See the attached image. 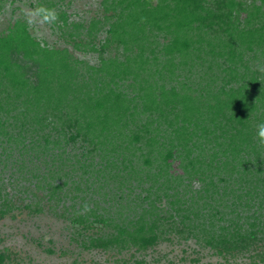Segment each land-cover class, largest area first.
<instances>
[{"label":"trees","instance_id":"obj_1","mask_svg":"<svg viewBox=\"0 0 264 264\" xmlns=\"http://www.w3.org/2000/svg\"><path fill=\"white\" fill-rule=\"evenodd\" d=\"M153 1L104 0L106 10H118V13L108 29L110 37L100 49L91 39H79V31L71 32L77 49L99 50L98 62L88 67L87 75L79 71V61L72 59L67 48L42 45L24 22L16 20L13 27L10 25L7 32L0 34V87L10 106L6 112L12 115L17 110L13 125L21 129L18 134H8V119L0 115V136L19 140L23 132L30 130L34 133L30 140L38 143V137L44 136L40 135L42 129L52 124L53 129L59 130L58 136L69 141L80 137L88 142L90 154L102 149L116 152L117 141L124 137L126 148L135 145L136 149V143L144 139V151L139 158L145 167L157 166L155 177L168 174L163 183L166 187L172 176L178 177L175 172L180 164H184L190 178L201 180H206L211 171L221 174L227 170L230 175L240 169L249 171L259 156H262L261 162L257 160L256 164L261 168L264 145L258 143L255 133L256 125L264 122V73L250 70L246 57L251 54L246 50L256 53L260 47L258 50L264 59V22L261 23L264 0L260 5L253 1L251 9L240 0H157L155 4ZM44 7L54 9L55 0H45ZM56 12L61 17V22L55 23L59 27L84 26L82 22L70 21L66 12ZM241 13L244 25L239 22ZM96 25V20L89 23L87 35L93 34ZM155 29L164 30L168 38L163 43V62L154 49H150L152 58L146 54L147 42ZM108 41L123 44L122 59L104 57ZM134 47L139 51H134ZM17 54L37 65L33 80L25 75V65L19 62ZM214 65L219 67L220 74L211 72ZM185 66L194 75L204 69L198 78L201 88L193 87L188 79L172 83L179 79L175 76ZM217 75H220V85H217ZM128 76L133 77L131 85L138 90L133 96L117 90L118 80ZM203 79L205 85H202ZM166 81H172L171 85ZM137 117L145 119L141 128L134 129ZM44 139L50 143L48 134ZM59 141L57 137L54 142ZM106 144L110 145L109 149L103 147ZM124 159L121 161L125 165ZM244 183L247 185H240L239 190L243 195H250L251 184ZM212 184L208 181L205 191ZM61 186L60 183L52 187V193ZM171 203H180L179 197L171 199ZM152 206L157 207L154 201ZM8 208V197L0 195V216ZM176 212L180 214V208ZM78 216L81 218L77 220L83 222L85 217ZM254 217L258 221V216ZM94 219L105 221L100 216ZM143 219L141 216L131 223L129 231L118 227L120 234L126 233L142 249L157 243L163 231H158L159 223L171 228L177 223L173 215L167 222L158 216L148 223ZM262 222H252L255 229L249 233L242 232L239 223L233 224V230L223 227L218 234L209 232L208 243L228 252L246 248L251 241L264 242V219ZM189 230H193L191 223ZM118 240L117 236L106 240L96 238L105 246Z\"/></svg>","mask_w":264,"mask_h":264},{"label":"rangeland","instance_id":"obj_2","mask_svg":"<svg viewBox=\"0 0 264 264\" xmlns=\"http://www.w3.org/2000/svg\"><path fill=\"white\" fill-rule=\"evenodd\" d=\"M103 1L55 0L56 11L66 12L70 21L84 23L83 27L76 29L71 24L66 27L39 22L29 25L26 14L44 6L45 0H0V34L7 32L10 25L13 27L16 20L24 22L30 34L42 45L67 48L72 59L79 61V71L87 75L88 67L98 62L99 50L90 51V47L77 49L72 43L74 34L71 32L79 31V39H91V43L100 49L110 37L108 29L118 13V10H106ZM240 1L247 9L252 8L253 1L257 5L262 3L261 0ZM93 20L97 21V25L93 34L87 35L88 25ZM58 22H61V17ZM239 22L244 25L243 13ZM165 35V31L160 29L151 34L146 48L150 58V49H154L160 61H164L163 43L168 39ZM108 43L104 48V57L122 59L125 51L123 44L116 41ZM134 48V51L137 50ZM258 49L256 53L246 50L251 54L246 59L251 71L264 73L260 70L264 68V59ZM17 56L19 62L25 65V75L33 80L37 65L22 54ZM187 69L186 66L180 69L182 74L175 76L179 79L166 81L167 85L188 79L193 87L201 88L198 78L204 69H196L199 70L196 75ZM211 72L220 74L219 67L214 65ZM216 78L217 85H220V75ZM166 79L170 78L166 76ZM202 82L205 85L204 79ZM117 83V90L128 96L138 92L131 85L134 83L132 76ZM0 99L3 102L0 115L8 119V134H18L21 127L13 125L16 122L13 114L17 110L12 115L6 112L10 106L1 87ZM144 119L137 117L134 129L141 128ZM23 133L25 136L19 140L0 136V195L9 199L8 210L0 216V254L3 258L0 264H264V242L261 240L256 244L251 241L246 248L228 252L208 243L210 233L215 231L218 234L223 227L233 230V224L239 223L242 232L249 233L255 229L251 226L252 222L263 223L264 161L259 163L261 168L256 164L257 160L261 162L262 156L252 163L249 171L240 169L243 173L239 171L232 175L227 170L221 174L211 171L206 180L190 178L183 168L184 164H180L175 172L178 177L172 176L170 185L166 187L163 183L168 174L155 177L157 166L145 167L139 158L144 151V139L136 143V149L135 145L126 148L127 138L124 137L125 140L117 141L116 152L102 149L90 154L87 151L90 148L88 142H83L80 137L69 141L58 136L59 130L53 129L52 124L42 129L40 135L44 136L38 137V143L30 140L34 134L32 131ZM47 134L50 139L48 144L44 139ZM57 137L60 141L54 142ZM109 146L103 145L107 149ZM261 155L264 156L263 152ZM122 157L125 158V165ZM131 160L132 164H129ZM208 181L213 184L205 191ZM245 181L251 184L250 195H243L244 192L239 190L240 185H247ZM60 183L61 188L52 193V187ZM240 194L243 196L238 198ZM175 197H179L180 203L173 205L171 199ZM153 201L157 205L155 208ZM177 208H180V214L176 212ZM79 214L85 217L83 222L77 220L81 218ZM170 215L177 223L172 228L166 223H159L158 231H163L157 243L149 248H138L126 233L118 232L119 226L131 230V223L141 216L144 218L142 221L148 223L157 216L162 222H167ZM98 216L105 221H96L94 218ZM254 216H258V221L254 220ZM189 223L193 230H189ZM114 236L119 240L106 246L96 241L97 237L106 240Z\"/></svg>","mask_w":264,"mask_h":264},{"label":"clouds","instance_id":"obj_3","mask_svg":"<svg viewBox=\"0 0 264 264\" xmlns=\"http://www.w3.org/2000/svg\"><path fill=\"white\" fill-rule=\"evenodd\" d=\"M29 25L39 22L40 24L52 25L58 22L59 17L55 9L44 6L33 9L26 14ZM260 70L264 71V68ZM256 139L260 145H264V122L256 125ZM88 207L87 205L85 206Z\"/></svg>","mask_w":264,"mask_h":264}]
</instances>
